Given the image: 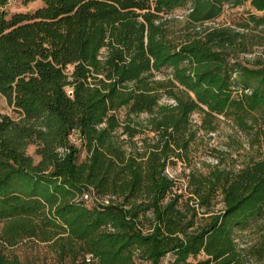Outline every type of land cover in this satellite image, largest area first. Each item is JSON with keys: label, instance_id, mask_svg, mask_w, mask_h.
I'll use <instances>...</instances> for the list:
<instances>
[{"label": "trees", "instance_id": "obj_1", "mask_svg": "<svg viewBox=\"0 0 264 264\" xmlns=\"http://www.w3.org/2000/svg\"><path fill=\"white\" fill-rule=\"evenodd\" d=\"M11 1L0 264H47L21 261L24 240L53 264H264V151L236 171L190 170L183 190L166 174L220 119L264 148V58H241L264 47V16L207 25L264 0H38L7 19Z\"/></svg>", "mask_w": 264, "mask_h": 264}, {"label": "rangeland", "instance_id": "obj_2", "mask_svg": "<svg viewBox=\"0 0 264 264\" xmlns=\"http://www.w3.org/2000/svg\"><path fill=\"white\" fill-rule=\"evenodd\" d=\"M43 8V4L38 1L13 0L4 7L7 19L16 15L33 16L38 10ZM185 10H174L171 14L182 17ZM257 17L264 16V12H256L248 3L235 9H227L214 22L208 23V26H228L236 28L234 24L242 23L249 15ZM264 58V47H254L250 53L241 55L243 60L253 62L255 58ZM161 77V76H158ZM168 102V101H166ZM0 114L14 116L12 108L7 104L6 99L0 96ZM194 123L199 122V117H191ZM264 151V148L251 144L250 138L240 133L229 122L220 119L218 130L215 133H199L196 141L191 146V153L186 164H177V166L167 167L166 174L176 181V184L183 190L186 186V176L190 170L206 174L210 168L218 166L236 171L243 164L249 162L252 158H257ZM33 148L29 149L32 155ZM220 200V199H219ZM222 207L218 204L216 209ZM247 244L253 242L255 235L246 232L241 238ZM14 253L24 263L44 261L47 264H53L51 255L43 245H38L33 241L24 240L13 249Z\"/></svg>", "mask_w": 264, "mask_h": 264}]
</instances>
